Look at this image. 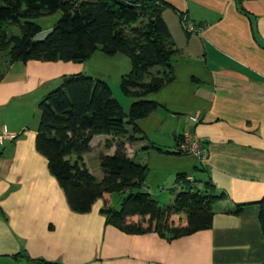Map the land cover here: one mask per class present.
I'll list each match as a JSON object with an SVG mask.
<instances>
[{
  "label": "crops",
  "instance_id": "1",
  "mask_svg": "<svg viewBox=\"0 0 264 264\" xmlns=\"http://www.w3.org/2000/svg\"><path fill=\"white\" fill-rule=\"evenodd\" d=\"M164 1L169 7L163 15L178 48L175 80L151 98L160 106L145 118H152L159 135L172 145L169 151L176 150L185 133L206 146L204 159L195 156L194 167L203 173L199 181L210 178L226 195L214 205L212 227L176 238L154 231L127 233L102 212L113 206L111 194L89 212L73 211L36 139L40 101L74 72L65 61L3 58L0 131L15 137L0 147V264H264L257 203L264 198V0ZM183 19L194 25L193 32L183 29ZM99 136L84 155L87 166L95 150L100 155L116 150L115 143L101 152L99 143L111 136L96 143ZM151 143L165 149L161 142ZM145 144L126 142L129 156L148 166L153 158L165 164L168 157L184 155L155 150L146 160ZM182 169L158 170L172 183L170 195L156 191L149 174L146 190L173 203L183 186L178 175L195 177ZM94 175L102 179L104 173ZM159 180L158 190L166 189Z\"/></svg>",
  "mask_w": 264,
  "mask_h": 264
},
{
  "label": "trees",
  "instance_id": "2",
  "mask_svg": "<svg viewBox=\"0 0 264 264\" xmlns=\"http://www.w3.org/2000/svg\"><path fill=\"white\" fill-rule=\"evenodd\" d=\"M167 7L164 0H0V59L83 62L98 49L131 59L132 69L121 81L123 93L134 98L128 111L108 82L83 73L64 75L39 103L36 147L48 159L49 170L73 211L89 212L106 194L123 193L119 208L102 209L109 223L127 233L154 231L176 238L211 228L214 205L226 195L210 178L199 181L180 173L178 181L183 186L175 200L161 204L145 189L148 164L128 154L126 142L139 141H146L145 150L187 154L178 151L177 145L169 151L151 143L138 125V120L160 106L147 96L175 80L173 59L178 48L163 15ZM59 10L63 14L51 31L36 39L42 27L33 19ZM8 24L20 25L22 33L10 35ZM3 74L0 68V80ZM101 134L111 136L105 141L106 149L116 143V150L100 155L104 175L98 179L84 155ZM257 203L264 231V198ZM134 216L139 220H133Z\"/></svg>",
  "mask_w": 264,
  "mask_h": 264
},
{
  "label": "rangeland",
  "instance_id": "3",
  "mask_svg": "<svg viewBox=\"0 0 264 264\" xmlns=\"http://www.w3.org/2000/svg\"><path fill=\"white\" fill-rule=\"evenodd\" d=\"M62 11L59 10L55 13L52 14H47V15H43L41 17H37L35 19H33L35 22H37L38 24L41 25L42 30L41 32H39L36 36V39H43L47 36V34L51 31V29L53 28V26L56 24V22L61 18L62 16ZM184 29V28H183ZM7 32L12 35V34H21L22 30L20 25L17 24H8L7 25ZM64 63L65 68L67 70H70L71 72L74 73H83L85 75L88 76H93L96 78H100L106 82L109 83V85L111 86V89L113 91V95L114 97L121 103V105L123 106L125 111L129 110L130 105L132 104L134 98L132 96H127L123 93L122 88H121V81H122V77L126 74H128L131 69H132V62L131 59L123 54V53H117L116 55L113 56H109L107 54H105L101 49H98L89 59L83 61V62H62ZM69 71V72H70ZM73 74V73H70ZM61 83V80H59L58 84H55L54 88H57ZM155 93H152L150 95L147 96V98L151 99L153 97H155ZM139 124L143 127H145V130L148 134L149 139L151 140V142H161L164 145L165 149L166 148H172V145L169 144V141L166 139H163L161 137V135H159L157 126L155 125V123L153 122L152 118H144L141 119L139 121ZM107 134H101L96 140L95 142L97 143L98 141L105 139L102 137H106ZM104 140L102 141V143L100 142L99 145H102L101 148V152H105L106 150L108 151V149H106V147L104 146ZM149 142V141H148ZM154 144V143H153ZM99 148V147H98ZM152 149V150H151ZM147 151L144 150V154H142V156L144 155V157L146 156V160H148V158H150V154L152 156L156 155V152H152L155 151L153 148H151ZM100 151L95 150L92 153V156H90L89 159V163L88 166L91 168L92 172H94V174L96 175H101L102 174V169H101V165H100V160L98 158V156L100 155L99 153ZM98 159V160H97ZM138 160H140V157H137ZM166 159H170V161H167L165 164H163L161 161H157L151 159L149 162V180L152 181L153 184L156 185L155 190L156 191H164V193H166L167 195H170L172 193L171 191V184L169 180H164L163 177H161V175L158 174V170L160 168H163V172L167 173L168 170L170 169V167H183V169L185 170V172H190L191 175L195 176V179H199L202 178L203 173H201L200 171H198L197 169H195V165H196V160L197 158L193 155V154H184L181 155V158H176V157H168ZM199 162H197L198 164ZM182 169V170H183ZM166 176V175H165ZM161 178V180H159ZM158 180L160 181L159 184L161 185H165L166 189H162V190H158V186H157V182ZM146 188L148 186V181L146 182ZM145 188V189H146ZM159 194V193H158ZM112 195V205L119 207L120 203L122 201V198L124 197L125 194L123 193H118V192H114L111 193ZM155 199H158L159 202L161 204H168L170 203L168 199H163L162 197H157L155 195H153Z\"/></svg>",
  "mask_w": 264,
  "mask_h": 264
},
{
  "label": "built area",
  "instance_id": "4",
  "mask_svg": "<svg viewBox=\"0 0 264 264\" xmlns=\"http://www.w3.org/2000/svg\"><path fill=\"white\" fill-rule=\"evenodd\" d=\"M184 29L187 32H193L194 25L187 22L186 19H183ZM15 137L14 134H11L5 130L0 131V147L4 144L6 139ZM177 150L187 154H193L199 159H204L207 156L206 146L194 135L191 133H185L177 142Z\"/></svg>",
  "mask_w": 264,
  "mask_h": 264
},
{
  "label": "water",
  "instance_id": "5",
  "mask_svg": "<svg viewBox=\"0 0 264 264\" xmlns=\"http://www.w3.org/2000/svg\"><path fill=\"white\" fill-rule=\"evenodd\" d=\"M37 264H46V263H43V262H38Z\"/></svg>",
  "mask_w": 264,
  "mask_h": 264
}]
</instances>
